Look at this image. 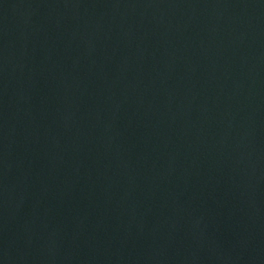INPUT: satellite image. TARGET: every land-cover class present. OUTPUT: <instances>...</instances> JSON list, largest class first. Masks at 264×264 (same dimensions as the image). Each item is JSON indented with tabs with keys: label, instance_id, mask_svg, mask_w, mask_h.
Here are the masks:
<instances>
[{
	"label": "water",
	"instance_id": "obj_1",
	"mask_svg": "<svg viewBox=\"0 0 264 264\" xmlns=\"http://www.w3.org/2000/svg\"><path fill=\"white\" fill-rule=\"evenodd\" d=\"M0 264H264V0H0Z\"/></svg>",
	"mask_w": 264,
	"mask_h": 264
}]
</instances>
